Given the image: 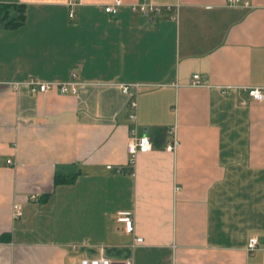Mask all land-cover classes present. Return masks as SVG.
<instances>
[{
	"label": "crops",
	"instance_id": "obj_1",
	"mask_svg": "<svg viewBox=\"0 0 264 264\" xmlns=\"http://www.w3.org/2000/svg\"><path fill=\"white\" fill-rule=\"evenodd\" d=\"M0 1L25 17L0 23V264H264V100L247 93H264V0H146L171 6L156 18L82 0L72 19L67 0ZM72 73L76 95L25 85ZM135 93L152 149L130 165Z\"/></svg>",
	"mask_w": 264,
	"mask_h": 264
},
{
	"label": "built area",
	"instance_id": "obj_2",
	"mask_svg": "<svg viewBox=\"0 0 264 264\" xmlns=\"http://www.w3.org/2000/svg\"><path fill=\"white\" fill-rule=\"evenodd\" d=\"M4 2L0 1V5ZM82 0H67V7L69 9V18L72 19L75 14V8L81 5ZM228 6H238L241 4L240 0H226ZM245 7L248 6L247 3L243 4ZM122 6V3L119 0L114 1L112 4L106 5L104 8V12L109 15H116L119 7ZM132 12H138L139 14L149 17L156 18L159 17L164 11L169 12L171 10V6L157 5L147 2L146 0H140L138 3L132 4L130 6ZM192 86L200 87L202 84L200 82L199 76L195 75L192 78ZM28 87V90L31 94L35 95L38 93H46L48 91L55 90L62 95H76L79 82L76 80V74L72 73L71 78L68 82L58 83V82H49L42 83L36 80H29L25 83ZM121 91L124 95H129L131 88H137V85H121ZM248 96L257 102H261L264 100V93L261 89H249ZM246 102L242 101L241 105H245ZM137 98L136 93L129 99L127 104L128 111V121L130 124L129 128V138L127 145V153L129 155V163L130 165L134 164L135 158L138 154H144L149 152L152 149V145L150 139L147 136H139L137 133ZM178 142L176 140L174 129L170 131V140L166 146V151L170 153H174L177 149ZM32 200H36L35 196L31 197ZM14 218H19L21 216V208L19 205H15L14 208ZM117 222L123 225V231L126 234L132 235L134 234V220L130 214H121ZM143 240L141 238H134L132 247L136 245L142 244ZM257 246V240L251 239L247 245V251L251 252L255 250ZM73 251L76 250V246L71 248ZM79 264H113L110 260L101 258L98 260H83ZM121 264H133L132 259L125 260Z\"/></svg>",
	"mask_w": 264,
	"mask_h": 264
},
{
	"label": "trees",
	"instance_id": "obj_3",
	"mask_svg": "<svg viewBox=\"0 0 264 264\" xmlns=\"http://www.w3.org/2000/svg\"><path fill=\"white\" fill-rule=\"evenodd\" d=\"M24 18V13L19 6L5 2L0 5V23L4 26L11 27L22 24Z\"/></svg>",
	"mask_w": 264,
	"mask_h": 264
}]
</instances>
